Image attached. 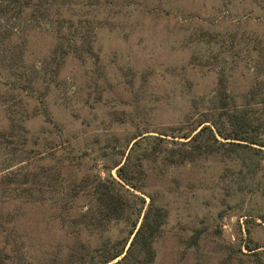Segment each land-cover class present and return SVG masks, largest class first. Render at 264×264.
Masks as SVG:
<instances>
[{"label":"rangeland","instance_id":"1","mask_svg":"<svg viewBox=\"0 0 264 264\" xmlns=\"http://www.w3.org/2000/svg\"><path fill=\"white\" fill-rule=\"evenodd\" d=\"M116 2L122 14L110 23L114 29L104 26L95 36L98 60L66 59L59 86L48 98L54 122L41 115L26 122L27 150L20 156L24 161L9 169L20 175L30 168L37 189H42L38 195L45 200L61 196L51 190L54 185L65 189L73 179L76 169L61 162L66 148L82 146L88 156L82 173H96L105 148L117 157L114 147L124 145L134 130L158 136L191 114L195 102L204 105L202 99L216 89L221 73L231 103L243 105L256 84L264 90V0ZM53 43L38 30L30 35L27 67L38 64ZM194 57L198 65L189 63ZM16 97V91L0 87V130L8 126L7 113L20 111L14 106ZM34 103L29 100V109ZM259 108L264 110V103ZM12 149V144L0 148V171L3 153ZM262 179L263 188L258 189L238 164L221 162L219 157L181 168L161 160L148 164L146 191L169 214L154 244L152 264H264V222L257 218L264 216ZM21 212L31 257L51 253L62 237L50 205L24 207ZM194 229L202 233L198 248L185 244ZM244 245L257 249L249 254L252 251Z\"/></svg>","mask_w":264,"mask_h":264},{"label":"trees","instance_id":"2","mask_svg":"<svg viewBox=\"0 0 264 264\" xmlns=\"http://www.w3.org/2000/svg\"><path fill=\"white\" fill-rule=\"evenodd\" d=\"M110 7L116 9L110 11ZM121 8L116 0H0V87L18 93L14 106L20 108L18 115L7 113L8 126L0 130V148L13 145L3 153L6 158L0 171H6L0 175V264H152L154 244L169 215L156 196L146 191L147 166L152 162L161 160L166 166L181 168L219 157L221 162L238 164L244 177L248 175L256 188H263L264 110L259 107L264 90L256 84L243 105L231 103L222 73L216 89L202 99L204 105L195 102L192 113L178 125L158 136L147 134L150 130H134L124 145L114 147L117 157L105 148L99 155L103 160L99 172L82 173L81 166L88 160L82 146L63 150L61 162L76 170L65 189L58 184L52 187L61 194L52 201L38 195L42 189H37L30 168L20 175L9 171L24 161L20 156L27 150L23 149L28 141L26 122L36 115L54 122L48 98L59 86L66 59L97 61L95 36L104 26L114 29L110 23L122 14ZM37 30L51 36L54 43L38 64L27 67V42ZM189 63L199 64L196 57ZM29 100L35 102L31 109ZM59 132L64 136L62 129ZM71 152L75 155L70 156ZM39 204L50 205L62 238L51 253L31 257L28 236L22 234L21 211ZM257 218L264 222L263 215ZM194 230L185 244L198 248L202 233ZM244 246L252 251L249 254L257 249Z\"/></svg>","mask_w":264,"mask_h":264}]
</instances>
